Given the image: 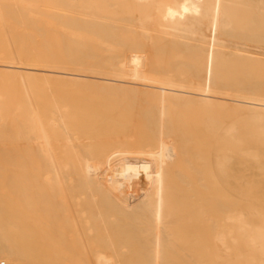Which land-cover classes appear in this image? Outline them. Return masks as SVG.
<instances>
[{"label":"bare ground","instance_id":"6f19581e","mask_svg":"<svg viewBox=\"0 0 264 264\" xmlns=\"http://www.w3.org/2000/svg\"><path fill=\"white\" fill-rule=\"evenodd\" d=\"M68 194L90 219L54 218ZM95 222L93 264H264V0H0V264L65 232L86 260Z\"/></svg>","mask_w":264,"mask_h":264},{"label":"rangeland","instance_id":"374dc122","mask_svg":"<svg viewBox=\"0 0 264 264\" xmlns=\"http://www.w3.org/2000/svg\"><path fill=\"white\" fill-rule=\"evenodd\" d=\"M15 84L14 83H8L6 85V87L4 88V91H11L15 89ZM51 88L56 92L58 91V93L63 94L61 97L64 96V93H68L65 94L66 96L68 95L67 98H71V99H84V98H91V99H96L98 100V98H100V96H98L96 93H91L88 94V91H85L86 93L82 94V96H78V92L80 89H82V87H72L69 84H63L60 86H55L54 84L51 85ZM36 89H39L38 87ZM17 95V94H16ZM58 95V94H57ZM39 106L41 105V103L38 104ZM94 106L90 107V110H93ZM125 113V112H124ZM100 119H97V121H99ZM189 120V119H188ZM194 121H196V119H192ZM220 121H230V122H235V119H228V118H224L223 115H221V117L219 118ZM186 121V119H185ZM193 130H197V128H195L193 125L190 127ZM248 131L243 129L242 130V137L245 138L246 137V133ZM133 136H138V134H132ZM102 136V134H101ZM250 142V140L246 139V142ZM221 181V189H222V193L221 194H225V191L227 192L226 194H230V187H231V182L229 180V178H224ZM225 190V191H224ZM98 207H99V211L104 215L103 217L107 216L105 215L107 213V215L109 213H112L111 208L104 203V201L102 200V198H96ZM12 205V204H11ZM85 210L86 212V217L88 219H90V217H92V211L93 208L92 206L89 204V199L86 198L85 196H79L76 194H68L64 197V208H63V212L64 214L61 213V209H59L57 211V213L54 215V218H59V217H66V216H70V215H75V213L79 212V211H83ZM87 210V211H86ZM124 225L128 226V227H135L136 224H134L130 219H124ZM117 223H114V226L117 227ZM96 229L94 231H89L86 232V236H87V248H86V253H87V258L86 260H83L81 262H77L75 259L77 258L76 256V251L73 250L72 246L70 244H68L66 242V240L68 241V239H70L71 235L67 232H65L64 237H62L65 240V243H63L62 245H55V247L51 248L50 247H46L44 241L42 243H40L37 247L39 250V253L41 255L46 254L45 252H50V250L52 252V255L54 256L55 262L56 264H93L92 260H91V253L94 249L96 248H104V245L102 243V235H103V231L101 230L100 226L98 223H94V226ZM114 240L118 241V237H117V233L116 231H114ZM134 231H132L131 233V237L133 235ZM130 237V238H131ZM59 240V239H58ZM40 241V240H39ZM131 242V241H130ZM130 244V243H129ZM136 249V248H134ZM201 245L199 244H195L193 246H188L187 245L184 247V251L180 252V256H177L173 259H170V261L168 262V264H227L228 261L225 260L224 255H223V250L220 246H216L214 247L211 242L210 244H208V255L207 257L203 258L200 255L201 252ZM194 252V256H191V254L193 255ZM216 252L217 256L214 257L212 256V254ZM130 262H132V264H136L135 260L136 257L133 255H128L127 258ZM135 262V263H134Z\"/></svg>","mask_w":264,"mask_h":264}]
</instances>
